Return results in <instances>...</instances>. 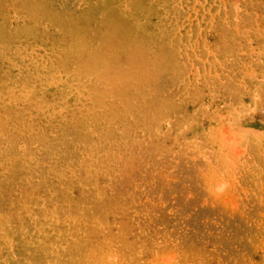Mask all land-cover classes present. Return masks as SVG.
Listing matches in <instances>:
<instances>
[{
	"label": "rangeland",
	"instance_id": "obj_1",
	"mask_svg": "<svg viewBox=\"0 0 264 264\" xmlns=\"http://www.w3.org/2000/svg\"><path fill=\"white\" fill-rule=\"evenodd\" d=\"M0 264H264V0H0Z\"/></svg>",
	"mask_w": 264,
	"mask_h": 264
}]
</instances>
